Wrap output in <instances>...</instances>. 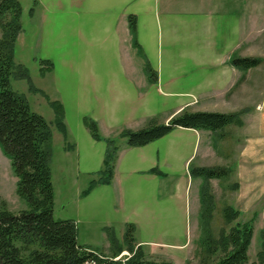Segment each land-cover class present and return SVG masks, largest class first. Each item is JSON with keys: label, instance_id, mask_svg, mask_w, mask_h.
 <instances>
[{"label": "crops", "instance_id": "0c3cea01", "mask_svg": "<svg viewBox=\"0 0 264 264\" xmlns=\"http://www.w3.org/2000/svg\"><path fill=\"white\" fill-rule=\"evenodd\" d=\"M81 1L79 0V4ZM256 1V5L254 1L248 4V0L86 1L87 8L94 12L91 28L83 29L82 20H77L71 25V30L75 32L79 42L89 43L88 39H94L99 43L100 51L95 59L98 67L95 70L89 67V71L87 69L81 74L92 76V83L87 87L89 91H93L97 108L94 118L102 138L111 137L117 130L112 129L115 128L112 124L118 120L120 113H125L124 124L137 118L144 122V118L152 116L155 108L162 110V115L155 119L157 122H166L183 108L188 111L241 113L238 124L230 125L225 131V134L237 135L235 146L230 152L227 150V156L229 153L232 155L230 164L226 158L222 163V159L217 157L216 149L220 148V144L212 141L216 133L175 127L147 144H119L111 180L93 185L84 194L81 193L84 187L78 189L73 200L77 197L91 200L94 195L103 192L112 201L109 202V207L112 205V209L114 207L117 210L113 202V192L116 197L121 193L118 204L123 205V196L127 189L130 191L135 185L147 183L151 186L150 194H154V200L157 201L156 190L160 179L167 175L160 167L172 170L175 163L184 175L183 169L194 154L198 159L193 166V174L189 176L191 184L194 179L195 190V218L192 225L195 238L191 251H195L197 236L201 231L198 216L201 209L199 181L202 177L194 169L198 166L219 164L228 169L223 187L230 194L223 196L222 207L226 204L230 207L223 212L227 217L236 212L235 217L238 220L241 218L242 222L252 219L246 264L255 259L260 240H255L251 251L249 248L253 235L264 225V82L262 76L256 71L253 72L257 66L241 69L232 65L230 60L247 56L248 26H256L257 22L259 25L264 24L263 5L261 0ZM65 2L68 4L66 14L73 13L79 17V4L67 0ZM129 14L135 19L133 35L127 22ZM254 82L256 89L259 88L257 96L251 95ZM117 127L120 128V125ZM66 134L67 132L58 137L59 148L64 155L73 154L76 145L66 140ZM90 139L88 144L96 155L95 163L97 156L99 157V168L105 143L91 137ZM97 142H103L104 145L94 144ZM152 167L160 172L150 171ZM183 175L181 176L184 180L181 179L180 184L186 186L188 177ZM52 190L54 211L53 185ZM83 208V201H80V209ZM214 210L212 205L210 214ZM219 212L220 215L216 213L214 216L222 219V208ZM100 216L102 218L93 214L80 215L79 220L61 214L55 217L73 219L79 243L92 250L106 251L110 248L108 236L111 235L115 242L120 243L125 226L119 228L118 234L123 233L119 237L111 220L107 216ZM82 221L85 222L86 229L92 224L96 225L101 238L98 248L93 246V240L87 238V231H80L79 224ZM126 221L123 220L125 225ZM221 228L219 226L215 231L219 233ZM210 232L213 234L212 229ZM140 242L151 241H135L141 245ZM185 244L186 241L169 245L175 247V252H181Z\"/></svg>", "mask_w": 264, "mask_h": 264}, {"label": "rangeland", "instance_id": "374dc122", "mask_svg": "<svg viewBox=\"0 0 264 264\" xmlns=\"http://www.w3.org/2000/svg\"><path fill=\"white\" fill-rule=\"evenodd\" d=\"M18 1L21 9V31L15 39L13 60L15 64H19V70L22 68L25 73L21 76L11 75L9 83L12 90L24 96L29 108L42 116L50 126V179L55 191L53 215L72 216L77 220H79L80 215L93 214L98 218H102L100 215H104L111 220L116 234H118L120 227L123 228L125 226L123 220L126 219V222L133 224L132 238L134 242L136 240L151 241L147 243L140 242L142 243L140 246L145 256L155 260H170L174 264H200L196 252L200 248L199 238L202 235L201 231L197 236L196 249L194 252L191 251V244L195 238L194 233H192V225L195 218V190L194 179H192L191 184L189 178L193 174V166L196 164L198 156L193 154L188 159L189 164L183 169L184 175L179 171L180 168L175 163H173L175 168L172 170L160 167L161 171L163 173L166 172L167 175L160 179L159 187L156 190L157 201L154 200V194H150L151 186L147 185V183H145L146 185H135L136 187H131L130 191L127 189L123 196V205L118 204L121 193L116 197L113 192V197L115 198L113 202L117 206V210L114 207L112 209V205L109 207V202L112 203V201L103 192H97L98 194L94 195L91 200L81 197H77L76 200L72 199L78 189L87 186L89 177L94 176V171L99 169V157L97 156V163H95L96 155L88 144V140L91 139L83 124L84 117L93 121L96 120L94 117L96 116L97 108L93 98V91H89L87 87L92 83V76L87 77L81 74L85 73L87 69L89 71V67L92 70L98 67L95 59L100 51L99 43L94 39H88L89 43L79 42V38L71 30L73 29L71 25L76 23L77 20H82L83 29H90L92 26L91 21H94V12H90V9L87 8V0H82L80 4L79 0H67L79 4L77 6L80 8L79 17H76L73 13L66 14V9H68L66 0ZM252 1L256 5V0H248V4ZM260 3L264 9V0H261ZM30 8H32L31 12L29 11ZM246 52L247 56L261 59L256 69H253V72L256 71L259 76H262V82H264V24L259 25L257 22L256 26H248ZM15 69L18 70L17 68ZM256 83H258V80ZM258 89H256L254 82L251 95L257 96L259 94ZM52 102L60 106L65 133L67 132L66 140L70 143L74 142L76 145V151L73 154L64 155L59 148L58 137L60 134L63 136L64 132L54 121ZM161 111L159 108H155L152 116L144 118V122H140L143 119L138 120L137 118L130 120L128 124H124L125 113H120L117 116L118 123L116 121L112 124V127H115L112 129L117 130L112 133L111 137L106 138H114L115 144L118 146L125 142V138L119 135L122 130H136L144 127L150 119L156 123H162L155 120L157 116L162 115ZM118 125H120V128L123 126L122 129L117 127ZM229 127L230 125L225 126L220 131L215 132L216 135L212 141L215 144H220V148L216 149L218 159H222L223 163L225 162L224 158H226L230 164L232 155L229 153L227 156V150L230 152L235 146L237 135L225 134L226 128ZM100 133L101 131L98 129V134L100 135ZM104 143L97 142L94 144L102 146ZM230 144L231 147H229ZM181 175L188 177L186 186H181L180 184L181 179L184 180ZM226 178L227 175L225 174L219 180L212 178L205 183L204 179L201 178L199 181V193L201 187L206 184L205 192H208L213 197L211 201H213L212 205L215 210L207 217V224L209 223V226H211L210 230L212 229L215 236L218 235L215 230H218L219 226L222 227L221 230L226 232L230 226L242 223L240 221L241 218L238 220L235 217L228 224L214 216L216 213L220 215L219 211L223 205V196L230 194L223 187ZM229 180H231V177ZM14 183L15 176L11 170L9 159L0 149V198L6 201L9 210L16 212L24 208L25 203L15 194ZM80 201H83L84 208L82 210L80 209ZM200 215L202 214L198 216V225L200 229H205L207 226L206 219L204 221V218L201 219ZM79 229L81 232L87 231V238L93 240L95 248L99 247L101 238L97 233L96 225L92 224L86 229L85 222L82 221L81 225L79 224ZM122 234H118V236L120 237ZM122 239L120 240V245ZM255 240H260V231L253 235L249 251L254 247ZM184 241L187 244H185V248L181 252H175V247L169 245ZM110 249L111 247L104 252L107 253ZM126 255V250L122 249L116 256L124 258Z\"/></svg>", "mask_w": 264, "mask_h": 264}, {"label": "trees", "instance_id": "16d2710c", "mask_svg": "<svg viewBox=\"0 0 264 264\" xmlns=\"http://www.w3.org/2000/svg\"><path fill=\"white\" fill-rule=\"evenodd\" d=\"M32 11V8L29 9ZM20 4L18 0H0V149L9 159L15 176L14 191L25 207L13 212L0 198V264H174L170 260H155L145 256L140 244L132 238L133 224L127 222L122 243L108 236L111 249L105 253L92 250L79 243L76 238V224L71 218H58L53 215V190L50 179L51 130L49 124L39 114L32 111L23 95L10 87V76L25 73L13 60V47L17 34L21 31ZM131 35L135 30L134 16H127ZM258 57H236L230 63L241 69L255 67L260 63ZM17 68L18 70H16ZM54 121L62 132L59 104L51 103ZM241 112L220 113L208 111H188L181 109L166 122L156 123L150 119L146 126L136 130H122L128 146L147 144L170 132L175 127L207 130L215 133L231 124H238ZM83 124L90 137L103 140L105 148L102 164L94 171L87 186L81 191L86 193L97 183H108L113 174L114 160L118 146L114 138H102L98 134L95 121L84 117ZM150 171L160 172L156 168ZM205 183L208 178H221L228 169L222 165L198 166L194 169ZM202 186V185H201ZM206 186V184H205ZM200 189V218L206 224L212 206L211 195L206 187ZM222 207V220L228 223L236 212L225 216ZM205 224V222H204ZM199 250L196 252L200 264H246L247 246L252 232V219L230 226L226 232L220 230L215 236L210 232L209 223L201 229ZM123 245V246H122ZM125 249L129 255L114 258ZM249 264H264V225L260 229L259 248L255 259Z\"/></svg>", "mask_w": 264, "mask_h": 264}, {"label": "built area", "instance_id": "2783aa9c", "mask_svg": "<svg viewBox=\"0 0 264 264\" xmlns=\"http://www.w3.org/2000/svg\"><path fill=\"white\" fill-rule=\"evenodd\" d=\"M126 254L129 255L128 251H126ZM127 255H126V256H127ZM118 257H119V256H115L114 258H118Z\"/></svg>", "mask_w": 264, "mask_h": 264}]
</instances>
